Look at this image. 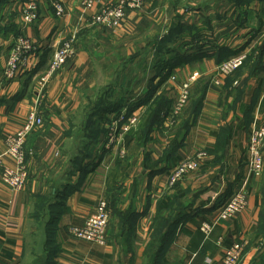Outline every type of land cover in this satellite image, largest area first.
<instances>
[{"label": "crops", "instance_id": "crops-1", "mask_svg": "<svg viewBox=\"0 0 264 264\" xmlns=\"http://www.w3.org/2000/svg\"><path fill=\"white\" fill-rule=\"evenodd\" d=\"M113 1L84 10L79 0H0V154L5 137L16 133L33 110L36 81L56 47L75 37L74 56L51 76L38 107L43 124L25 144L26 185L14 193L0 182V264H34L42 256L46 264H222L226 249L238 241L247 243L241 264H264V170L255 177L247 165L249 133L264 128V0H148L144 9L127 11L117 28L93 24L98 9ZM17 35L33 41L36 50L27 72L5 81L11 38ZM164 38L185 60L159 84L150 55ZM243 50L250 52L244 66L215 84L216 65ZM99 57L104 65L140 61L133 75L148 77L133 84L120 70L108 85L115 92L133 87L118 112L125 120L134 117L137 125L130 131L120 126L108 144L100 143L99 166L82 175L74 161L82 135L77 127L88 103L85 90L94 96L97 89L93 77ZM188 80L189 98L176 127L145 129L153 100L166 92L172 105ZM197 152L207 155L200 168L171 185L174 167ZM5 164L12 162L5 159ZM242 185L246 209L221 221V206ZM44 189L56 208L45 221L46 229L54 224L51 239L32 215L40 211ZM100 200L109 210L106 244L72 238L70 230L82 227ZM202 226L210 227L207 234ZM34 230L39 241L31 252ZM157 235L163 239L156 251Z\"/></svg>", "mask_w": 264, "mask_h": 264}, {"label": "built area", "instance_id": "built-area-1", "mask_svg": "<svg viewBox=\"0 0 264 264\" xmlns=\"http://www.w3.org/2000/svg\"><path fill=\"white\" fill-rule=\"evenodd\" d=\"M147 1L148 0H115L106 3L93 15L92 22L103 28H117L121 24L127 11L142 10L147 5ZM79 2L82 9L88 10L92 8L94 4L100 3L101 0H79ZM55 10L61 16L64 15V9L60 5H57ZM74 42L75 37H69L56 47L49 60L46 71L42 73L36 81V96L33 110L28 113L18 131L6 136L4 139L5 148L3 153L0 154V182L14 193L22 191L28 179L29 170L26 160L25 144L28 135L43 124L42 117L38 113V107L45 100L47 83L51 76L59 71L63 65L74 56ZM35 50V44L27 37L23 35L13 36L11 38L10 52L3 69L4 80H13L19 75L27 72L31 57ZM249 55V51L243 50L216 65L214 69L216 76L214 83L218 84L219 77L229 76L237 69L243 67ZM171 79L174 80L175 78L171 77ZM190 85L191 80L181 84L178 98L174 103L172 111L166 118L168 127L174 126L178 115L187 103ZM123 119L124 117L122 116L120 121H123ZM134 122V118L127 119V121L121 125L120 130L127 131ZM263 144L264 128L254 127L248 136L247 165L249 175L258 177L263 173ZM206 157L207 155L205 152H197L192 157L182 159L170 174V184L173 185L185 175L197 171ZM5 159H9L12 165H6ZM246 207L247 191L245 185H242L239 189L234 191L221 206L219 219L221 221L230 220L237 214L242 213ZM108 223L109 210L107 202L105 200H100L95 212L85 219L82 227L72 228L69 235L77 240L104 246L107 242ZM201 230L207 234L210 227L202 226ZM246 246V241L233 243L224 252L221 259L222 264H241Z\"/></svg>", "mask_w": 264, "mask_h": 264}, {"label": "rangeland", "instance_id": "rangeland-1", "mask_svg": "<svg viewBox=\"0 0 264 264\" xmlns=\"http://www.w3.org/2000/svg\"><path fill=\"white\" fill-rule=\"evenodd\" d=\"M167 44H169V41H168V39L164 38L163 41L160 43V47L155 49L154 54L150 55L152 57V62L151 63H155L156 61H165L166 59L173 61L176 58L173 53L167 54V47H168ZM180 47H181V52H182L184 50L183 49V44H181ZM174 49H176V48L174 47ZM116 58H117V56H115V58H113V60H115ZM98 60L100 61V63L96 62L97 63L96 64L97 70H96L95 75L93 77V82H94V85H96L97 89L94 92V96L92 95L90 90H85V99L88 100V103L81 110L82 111L81 112V123L77 127V129H79L78 133L82 134V135L78 137L80 142H77L78 144H77V147H76L75 150L79 149L78 159H79V161H81L83 163H86V162L88 163L89 159H90V161H94L95 157L98 155L97 152H95L94 154H88V147H87V144H86L87 138L83 137V132H81L80 129L83 128V124L82 123L85 122L87 116L93 111L92 109L94 108V106L96 105V103H97V101H98V99L100 97V92L104 91L108 87V85H111V84H113L115 82L116 78L120 75V70H122L121 75L123 74L124 76L128 77L129 80L133 82V84L139 78L143 79V78H147L148 77L145 72H139V73H137V76L133 75L135 70H140L141 69V64L142 63L140 61L139 62H134V63H129L127 65H124L123 63H120V62H117V61H111V63H106L104 65V58L99 57ZM104 67H105V69H104ZM165 89H168V88H165ZM178 95H179V93H178ZM158 97H162L167 102V101H169L170 95L168 93L164 92L163 94H160V96H158ZM177 98H178V96H177ZM177 98H176V100H177ZM174 103L172 104L171 110L168 112V114L172 111ZM156 109H158V106L155 105L152 108L151 111L153 112ZM182 110H183V108H182ZM164 112H165L164 110H161V112H159V116L157 117V120H156V123H155V126H154L155 130L162 131V130L166 129V127H167V129H174L176 127L181 113L178 115V117L176 119V123L174 124V126L168 127L167 122H166V118H167L168 114L166 116L165 115L166 112L165 113ZM117 113L112 114V116L108 119L106 125L103 123V124H101L100 127L97 126L96 129L93 128L92 136H96V134H99V136H98V138L100 139L99 141L103 145L104 144H108L107 143L108 138L111 139L112 135L117 130H119L121 125H123L127 121V119L126 120L124 119L123 122H122V120L120 121V118L123 115L121 116L119 114V112H117ZM133 118L134 117H132L131 119H133ZM136 125H137V122H136V119H135L134 124L132 126H130L127 131H130L132 129V127H136ZM103 129L104 130L107 129V131H106V133H107L106 137L107 138L103 135V134H105ZM78 138H77L76 135H73V141H77ZM74 144H76V143L74 142ZM78 145H79V148H78ZM263 146H264V144H263ZM97 147H99V146H97ZM262 149H263V147H262ZM262 152H263V150H262ZM82 153H84V154H82ZM55 175H56V173H54L53 176H55ZM53 176H51L52 179L54 178ZM51 187L55 188V189L57 188L56 185H51ZM44 190L39 192V195L41 196L40 199H39V202H38L39 203L38 207H39L40 211H32V215L41 219V223L43 225H45V231H47V229H49L50 233L49 234L47 233L45 235L46 239H48V237L52 233L51 229H53L52 227H54V224L52 222H50L51 224H49V226L51 227V229L49 228V226L46 229V222L45 221H46V218H47V214H50V216H48L47 219H50V218H52L55 215V209L56 208H55L54 204L51 205V200H49L51 194L48 193L47 189H44ZM53 200H54V198H53ZM47 208H49L50 211H45V209H47ZM51 221H52V219H51ZM37 225L38 224H36V226ZM34 233L35 234L33 235V238L31 239V245H30L31 249L29 248V251H31V252L33 250H36L35 249L36 248V244L39 241L38 234H37V232H35V230H34Z\"/></svg>", "mask_w": 264, "mask_h": 264}, {"label": "trees", "instance_id": "trees-1", "mask_svg": "<svg viewBox=\"0 0 264 264\" xmlns=\"http://www.w3.org/2000/svg\"><path fill=\"white\" fill-rule=\"evenodd\" d=\"M181 47L178 49L179 53L181 52ZM184 47H185V44L183 45V48ZM173 52L174 51L168 49L167 47V54L173 53ZM173 54L176 57L173 61L168 60V59H166L165 61H156L155 63H153L151 67V70H153L154 75L156 74V77L157 76L160 77L159 84L163 83L168 78L171 68L173 66L180 64L184 62L185 60V58L182 55L175 54V53ZM248 59L249 57L247 58V60ZM132 90H133V87H130L128 84L127 88H125L126 93L125 92H115L112 89H108V88L100 92V97L96 105L92 109L93 111L87 116L85 122L82 123L83 128L80 129V131L83 132V137L87 138L86 144L88 147V154H94L95 152L98 153V155L95 157V160L90 161L89 159L88 163L87 162L83 163L79 161V159L74 160L75 164H76V160L78 161L79 170L82 175H86L89 172H92L93 170H95L99 166L102 160L103 154H104L103 148L98 149L97 147L101 143L99 141L100 139L98 138L99 134H96L97 137L92 136L93 128L96 129L97 126L100 127L101 124L105 122V120L107 119L106 117L108 115L117 113L124 106V101L127 99V97L131 95L130 92ZM155 105L158 106V109L152 112L151 110ZM152 106L150 104L148 108L149 113L146 118V123L144 124L145 129L151 128L153 124L155 125L157 117L159 116V112H161V110H164L166 112L165 115L167 116L168 112L171 110V107H172L170 101L166 102L162 97H158L154 99L152 102ZM103 135L105 136V134ZM47 233L48 234L50 233L49 229H47ZM49 239H51L50 236H49ZM154 239L157 240V244L155 247V250L157 251L163 237L162 236L158 237L157 235V236H154ZM47 260H48L47 257L42 256L41 258H38V260L35 261L34 264H46Z\"/></svg>", "mask_w": 264, "mask_h": 264}]
</instances>
